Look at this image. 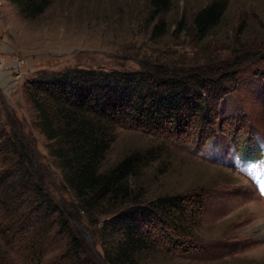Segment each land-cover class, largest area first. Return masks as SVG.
Returning <instances> with one entry per match:
<instances>
[{
	"label": "rangeland",
	"instance_id": "1",
	"mask_svg": "<svg viewBox=\"0 0 264 264\" xmlns=\"http://www.w3.org/2000/svg\"><path fill=\"white\" fill-rule=\"evenodd\" d=\"M210 1L172 0L170 10L152 16L150 0H55L26 18L0 0V123L18 126L58 186L61 172L25 88L31 78L75 69L132 71L143 64L165 65L169 73L210 75L219 65L238 70L237 83L210 104V119L196 117L179 131L130 123L117 129L102 169L139 151L147 165L131 182L144 189L146 203L167 194L202 201L188 233L193 243L146 251L140 264H264V0H227L220 23L201 38L194 15ZM161 18L168 30L154 38ZM236 56L238 67L231 64ZM80 229L102 259V240ZM0 251L1 262L32 264L1 236Z\"/></svg>",
	"mask_w": 264,
	"mask_h": 264
},
{
	"label": "trees",
	"instance_id": "2",
	"mask_svg": "<svg viewBox=\"0 0 264 264\" xmlns=\"http://www.w3.org/2000/svg\"><path fill=\"white\" fill-rule=\"evenodd\" d=\"M7 1L24 17L35 18L55 0ZM172 3L150 0L152 16L166 13ZM227 5V0H211L195 13L199 37H207L220 23ZM167 30L161 18L152 37ZM238 59L231 62L234 67ZM149 66L110 72L75 69L27 81L40 131L61 172L60 186L49 181L35 147L18 126L0 123V236L32 264H140L146 251L193 243L188 233L198 219L199 196L167 194L146 203L144 189L131 182L147 165L139 151L108 169L102 164L117 129L127 123L179 131L196 117L210 119V104L221 101L237 83L238 70L219 65L206 75ZM81 225L102 240L103 262ZM1 261L0 254V264H6Z\"/></svg>",
	"mask_w": 264,
	"mask_h": 264
}]
</instances>
